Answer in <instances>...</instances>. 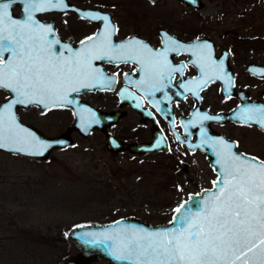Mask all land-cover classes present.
<instances>
[{
    "label": "snow or ice",
    "instance_id": "6c2138e0",
    "mask_svg": "<svg viewBox=\"0 0 264 264\" xmlns=\"http://www.w3.org/2000/svg\"><path fill=\"white\" fill-rule=\"evenodd\" d=\"M14 3L16 0L0 2V89L13 94L0 107V149L42 156L52 148L53 143L42 141L17 123L13 107L35 104L51 110L72 105L74 100L70 95L81 88L111 89L118 74L109 76L101 72L93 66L95 60L138 64L143 73L139 81L128 79L127 73L124 76L148 96L163 92L166 78L172 73L182 75L187 67L186 64L173 66L168 60L169 53L188 51L196 57L191 63L199 68L200 79L180 84L193 95L214 78L210 71L223 73V64L216 65L208 43L185 45L165 34L162 49H152L132 38L113 44L115 26L107 15L99 13L83 15L102 21L103 31L80 41L82 47L74 51L59 39H49L55 37L53 26L35 18L37 13L67 9L65 0H19L23 5V20L10 14ZM55 45L64 51L57 54L53 51ZM122 95L137 99L132 93ZM76 114L85 127L99 123L91 109ZM196 115L199 123L217 119ZM242 118L254 120L264 128V107L245 109ZM200 137V144L195 147L206 144L212 149L219 168L217 179L212 182L213 189L205 190L207 195L202 199L189 197V201L173 209L175 215L170 221L173 227L148 231L128 226L99 237L85 233L81 237L83 243L103 244L117 261L128 264H264V161L234 151L232 143L209 136L203 127Z\"/></svg>",
    "mask_w": 264,
    "mask_h": 264
},
{
    "label": "rangeland",
    "instance_id": "374dc122",
    "mask_svg": "<svg viewBox=\"0 0 264 264\" xmlns=\"http://www.w3.org/2000/svg\"><path fill=\"white\" fill-rule=\"evenodd\" d=\"M201 1V6L190 7L180 0H90L112 16H169L173 26L183 31L195 26L217 48H228L233 58H264V0ZM17 116L48 135L72 120L66 108L39 115L31 107ZM89 133L81 137L72 131L73 143L52 149L44 159L0 150V264L55 261L69 249L65 233L77 223L126 215L164 223L188 191L210 186L204 166L188 165L190 176L202 170V177L184 178L180 163L163 155L111 154L96 131Z\"/></svg>",
    "mask_w": 264,
    "mask_h": 264
},
{
    "label": "flooded vegetation",
    "instance_id": "af4514ba",
    "mask_svg": "<svg viewBox=\"0 0 264 264\" xmlns=\"http://www.w3.org/2000/svg\"><path fill=\"white\" fill-rule=\"evenodd\" d=\"M66 2L79 8L96 7L108 11L110 22L116 29L111 37L113 44L127 42L129 38H132L143 41L152 49H162L164 47L165 34L181 43L204 37L199 32L197 33L195 26L188 25V27H185V31L180 30L182 28L179 26H173L170 22L172 20L170 18L168 20L169 16H112L109 10L102 8V5L97 6V3L91 4L90 0H66ZM19 6L17 2L12 4L9 12L12 15L19 14ZM13 17L15 19L18 16ZM19 17L20 20L24 19V16ZM35 18L40 23L53 26L55 37L50 36L49 39H59L61 44L69 45L74 51L82 47L80 41L100 32L98 31L99 24L96 21L79 15L73 9L44 12L38 14ZM173 22L176 24L179 21L175 20ZM193 29L195 32H193ZM222 48L226 50V69L223 70V75L227 78V73L229 72L232 80V88L225 94L221 93V84L215 78L209 80L202 89H199L197 95H193L191 91H186L180 87L182 82L187 84L188 81L200 79L201 77L199 68L191 63L196 57L188 51L180 54L169 53L168 60L173 66L186 64L187 67L182 75L180 73H172L168 76L165 80L167 86L164 87L163 92H155L151 96L145 95L144 92L128 83L125 79V73L128 74V79L132 81H139L143 76V73L139 70V65L135 62L93 61V66L101 72L109 76L118 74L115 76L113 87L111 89L100 87L83 89L76 92L75 95L96 109L105 112L116 110L119 116L113 122L105 125V128H92L90 133L96 131L101 137L103 148L111 154L127 152L136 156L163 155L169 162L180 163L184 178L202 177V170L196 173L191 172L190 176L187 171L188 165L195 168L204 166L207 170L206 178H209L210 181L215 177L214 167L210 166L206 153L199 147H195V141H198L200 137L198 126H203L208 135L213 138L217 137L216 135H221L225 140L233 144V148L238 153L257 157L261 161L264 160V157H262V151H264L262 149V133L264 134V130L255 123L240 119L238 111H235L233 119L198 122L197 113L206 115L229 112L236 108H241L243 111L253 107L260 108L262 100H264V95H262L264 77L246 69L247 63H263L264 58H233L228 48H217L213 43L211 55L216 64L220 62L219 57ZM53 51L59 54L64 49L59 45H55ZM65 55H68L66 51ZM233 59L239 62L234 63ZM189 87L195 86L190 85ZM126 92L132 93L137 99L133 100L127 95H122V93ZM7 95L8 92L5 89H0L1 100ZM137 104L140 106L137 107ZM31 107L39 111V115L43 111L49 110L40 109L37 105L31 104L28 107L17 109V113L19 110H26ZM53 108H66L71 112L73 118L72 110L67 106ZM188 117H190V120H188ZM22 122L34 125L44 133L34 123L28 122V120H23ZM186 125L187 128L185 127ZM106 133L124 142H145L153 149L144 153L129 152L126 149L111 152L105 146ZM184 142L187 143L185 144ZM189 145H192V147H189ZM174 150H177L178 153ZM193 174L195 175L193 176ZM200 188L188 191L186 196L188 193L196 192ZM67 241L69 249L61 253L55 261L52 260L49 264H60V260L66 255L75 252L74 244L69 239H66ZM78 264L111 263L103 257H94L84 263L80 261Z\"/></svg>",
    "mask_w": 264,
    "mask_h": 264
},
{
    "label": "water",
    "instance_id": "95a60500",
    "mask_svg": "<svg viewBox=\"0 0 264 264\" xmlns=\"http://www.w3.org/2000/svg\"><path fill=\"white\" fill-rule=\"evenodd\" d=\"M148 1L155 2L157 0H148ZM180 1L185 3L186 5H188L190 7H199L202 4L201 0H180ZM0 2H3V0H0ZM16 2L20 5L19 6L20 7V13L17 15H12L11 13L10 14L12 16H18L15 19L20 20L19 16H24L23 5L19 3V0H16ZM65 3L68 5L67 9H73L76 13H78L79 15H82V16H84L83 15L84 13H88V12L99 13L101 15L110 16L109 12L106 10H103V9H99L96 7L79 8V7H76L72 4H68L66 2V0H65ZM51 11H54V10H51ZM47 12H49V11H47ZM38 14H40V13H37L36 16ZM94 21H96L99 24L98 31H101L103 29L102 22L99 20H94ZM194 43H208V44H210L211 45V53H212L213 41L210 38L204 36V37L199 38V39H194V40H190L187 42H183V44H185V45H191ZM225 53H226V50L222 48L221 53H220V57H219L220 62L218 64H216L217 66H219L222 62L223 70L226 69ZM7 57H8V54L5 55V58H7ZM246 69L252 73H255L259 76L264 77V62L263 63L249 62L246 64ZM209 74L212 75L215 79L219 80V82L221 84V93L222 94H225L231 90L232 80H231V75L229 72L227 73V78L223 75V73H218L215 70L210 71ZM83 89H90V88H81L80 91ZM6 91L8 92V95L0 101V107H2L5 103H8L12 98L13 94L10 93L9 90H6ZM75 93L76 92H73L69 97L70 99L74 100V103L72 105H65L72 110L73 118H72L71 122L64 128V130H61L56 134H51V135L44 134L34 125H32L30 123H24L18 118L17 109L23 108V107H28L29 105H27V106L16 105L13 107V113L16 116L17 123H19L22 127L27 128L28 130L33 132L42 141L53 143V147L47 149L45 151L44 155H42V156H32V155H26L24 153H17V154H22V155H26V156H29L32 158H37V159H44L48 156V154L51 152L52 149L59 148V147H65V146H69L70 144H72L73 143V139L71 137L72 131H75L81 137H85L86 135H88V133L90 132V130L92 128H98V129L102 128V127L105 128V125H108L109 122H113L119 116V114L116 110H113L111 112H105V111H102V110H99V109H96L94 107L89 106L85 101L79 99L75 95ZM38 107L40 109H44L42 106H38ZM262 107H264V100H262L260 108H262ZM83 109H91V111L95 113V118H96V120L99 121V123H92L90 126H87V127L82 125L80 116L76 113H79ZM235 111H238L239 115H240V119H243L242 118L243 109H241V108H236L235 110L229 111V112H223V113H217V114H206V115L217 117V119H215V120H226V119H233L234 115H235ZM85 115H87V114H85ZM188 120H190V117H188ZM243 120H245V119H243ZM245 121L255 123L256 125L261 127L260 124L255 122L254 120L253 121L245 120ZM201 127H203V126H198V128H197L198 134L200 132ZM262 130H264V128H262ZM216 136L217 137H215V138L224 139L221 135H216ZM200 139H201V137L198 138V141L197 140L195 141L196 145L200 144ZM225 141H227V140H225ZM59 142H63V143H59ZM227 142H229V141H227ZM184 143L186 144L187 142H184ZM105 146L111 152H116V151H119L122 149H126L129 152L144 153V152H147V151H150L153 149L149 144H147L145 142H124V141L117 139L116 137H114L110 134H107V133L105 134ZM199 148L206 153L210 166L214 167L215 177L211 179L210 186L201 187L196 192L188 193L187 196L185 198H183L175 206V208L178 207L181 203H183L185 201H189V197H193L194 199H198V200L202 199L203 196L207 195L205 190L213 189V183L212 182L217 179V173L219 171L218 165L215 163L216 157H215L212 149L209 148L206 144L200 145ZM0 150L12 152L6 148L0 149ZM233 150L236 151L234 148H233ZM12 153H16V152H12ZM262 161H264V160H262ZM174 215H175V213L172 211V213L170 214L169 220L164 222V223H160V224L149 223L145 220H142V219H140L136 216H132V215L117 217V218H114V219L107 221V222H81V223H77V224L71 226L65 233L66 238L69 239L74 244L75 252L72 254L66 255V257H64L62 260H60V264H78V262H80V261H81V263H84L88 259H92L94 257H103V258L107 259L111 264H128V262H126V261H117L111 254H109V252L106 250V248L103 244L94 245V246L93 245H86L83 243L81 237L85 233H93L99 237L102 234L111 233L115 229L128 227V226H135L138 228H144L148 231L167 229V228L173 227V225L170 224V221Z\"/></svg>",
    "mask_w": 264,
    "mask_h": 264
}]
</instances>
